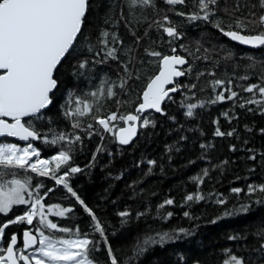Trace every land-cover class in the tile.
Returning a JSON list of instances; mask_svg holds the SVG:
<instances>
[{"label":"trees","instance_id":"1","mask_svg":"<svg viewBox=\"0 0 264 264\" xmlns=\"http://www.w3.org/2000/svg\"><path fill=\"white\" fill-rule=\"evenodd\" d=\"M210 7L213 15L204 21L188 18L199 11L194 0L177 6L165 0H155V6H132L130 0H90L82 32L55 74L58 85L50 97L52 102L40 114L24 118L40 133L41 138L34 142L39 158L51 159L59 151L68 150L66 141L51 143L55 135L81 138L71 145L69 162L81 171L66 179L103 224L107 244L93 231L89 213L63 185L55 183L53 176L16 170V178L30 176L34 187L44 186L41 195L48 188L54 189L47 200L72 209L59 227L75 230L79 226L97 242L98 251L90 253L95 264H110L109 245L120 264H224L230 254L244 257L245 264H264V240L258 236L264 230V193L247 191L249 185H264V105L244 104L249 98L260 97L243 91L264 78V46L242 47L213 23L220 21L225 31L230 25L235 30L237 20L254 21L264 14V7L261 0H216ZM164 16L169 20L163 21ZM158 21L175 25L180 37H169L157 27ZM105 31L109 34L106 46L99 42ZM262 31L264 26L249 23L245 34ZM112 47L117 49L116 58L104 59ZM152 51L182 54L188 59L185 76L179 81L182 87L166 101L161 113L143 116L141 125L145 119L151 123L140 127L130 145L122 146L115 133L125 121H112L114 130L108 132L93 117L135 112L143 90L159 70L160 58L149 55ZM84 61L87 64L82 68ZM121 79L126 81L123 88ZM217 80L225 84L214 86ZM102 81L107 83L102 85ZM109 87L115 96L107 95ZM225 87L239 96L212 103L221 93L229 95ZM93 92L96 96L91 95ZM77 99L91 105L92 111L70 119L65 112L78 107ZM196 103L203 104L188 116L186 106ZM75 121H79L78 128L72 126ZM217 128L233 134L217 136ZM66 167L56 175H62ZM205 169L207 176L203 175ZM195 177H202L203 183ZM233 188L243 191L234 193ZM197 191L205 198L186 200ZM221 197L224 204L217 203ZM168 199L173 203L161 208ZM241 205H247V211H239ZM28 207L14 205L7 214L0 213V224L23 215ZM125 211L129 215L121 217L119 213ZM26 227L25 223L9 225L2 247H7L11 235ZM50 232L56 238L72 236L58 230ZM158 233H168L172 239L143 243ZM138 246L143 250L137 251Z\"/></svg>","mask_w":264,"mask_h":264},{"label":"snow or ice","instance_id":"2","mask_svg":"<svg viewBox=\"0 0 264 264\" xmlns=\"http://www.w3.org/2000/svg\"><path fill=\"white\" fill-rule=\"evenodd\" d=\"M170 6L184 5L186 0H165ZM195 6L199 9L188 16L190 20L209 21L213 15V9L210 7L215 5L216 0H194ZM137 4L146 6H155V0H130V5ZM261 7H264V0H261ZM89 9V0H0V136L8 135L19 137L21 140H29L30 138L40 139V133L35 130L34 125L29 121L24 122L25 117L36 116L52 101L50 93L57 88L58 81L55 74L62 60L71 54L78 36L82 32V26ZM202 13V15H201ZM177 15L185 16L184 12H177ZM169 17L164 16L163 21H168ZM214 26L225 36L234 41H239L245 45L264 46V31L255 35L245 34L249 23H258L264 26V14L259 16L254 21L237 20L235 22V30L229 26V30L225 31L222 22L214 21ZM157 27L162 29L169 37L179 38L180 33L177 27L172 24L157 22ZM255 31V29H252ZM99 42L103 45H108V32H103ZM116 37L113 35V41ZM176 49H172L175 53ZM117 49L112 47L105 53L104 59L116 58ZM100 55V53H96ZM149 55L160 58L159 74L150 78L146 85V90L143 92V102L136 109L137 113H141L146 109H155L161 111V104L166 97H169L170 92H176L178 87L167 88L166 85L173 84L174 78L185 75L179 66L185 65L187 60L180 55H162L159 52L152 51ZM87 61L81 63L80 67H84ZM127 72V66H125ZM243 79H247L244 77ZM107 81H102V85ZM126 81L121 79L120 87L123 88ZM231 83L230 81L228 82ZM214 86L224 85L225 81L217 80L213 82ZM194 87V86H193ZM99 91V89H98ZM225 92L217 95L212 103L225 100H233L239 96V93L232 91L230 87H225ZM243 91L253 93L254 96H259V99L249 98L244 104L264 105V78L260 83L250 84ZM103 95V92H101ZM96 96V93H91ZM108 96H115L112 87L107 89ZM170 98V97H169ZM78 107L75 110L65 112V116L70 119L76 116H84L92 111L91 105L87 102L76 100ZM244 104L240 106L243 107ZM197 105L189 104L187 115H193V109ZM228 115L227 112L224 113ZM5 117L12 118L10 123ZM38 118V117H37ZM96 122L102 126L104 131L112 132L114 126H110L112 121L121 120L129 122L127 127H121L115 133L119 137L121 144H128L133 136L136 135V124L134 122L140 120L139 115L127 114L117 116L116 112H112L105 118L93 117ZM151 121L145 119L141 126H148ZM73 128H78L79 121L73 123ZM89 129L92 125L88 126ZM232 132H222L219 128L216 129L215 135L231 136ZM91 135V133H89ZM45 139L47 137L45 136ZM79 135L69 136L65 133L55 135L51 143L56 144L66 141L68 150H61L51 160L36 159L39 157V152L28 144L26 147H19L16 144L0 143V213L7 214L14 205H28V210L23 215L16 216L15 219H10L6 223L0 224V241H3L5 229L9 225L16 223H26L32 225L34 219L38 218L39 227L35 229V234L32 230L23 232V248H17V236L11 235L7 247L0 248V264H95L90 253L98 251L97 242L89 238L87 232L82 233L79 226L75 230L69 228H61L57 223L48 218V213L52 208L58 209L55 212L56 216L64 217L71 212V208H62L60 205H45L43 198L53 192L54 189L48 188L40 193L43 185L31 184V177L27 176L24 179L16 178V170H30L39 176H53L56 184L63 185L68 193L84 207L89 213L93 221L91 227L95 233H98L107 244L105 236V228L101 221L96 217L92 209L84 204L77 193L69 186L67 177L71 173L80 172L79 167H71L69 162L72 159L70 154L71 145L80 141ZM203 147V146H202ZM100 149H97L99 151ZM254 159V157H253ZM149 164H155V161H149ZM54 167H50L53 165ZM62 166H67L62 175L57 176ZM11 175L12 179L6 180L5 177ZM204 176L208 175L207 169L204 170ZM198 183H203L202 177H195ZM243 189L233 188L232 192L240 193ZM249 194L260 191L264 193V185L253 186L249 185L247 189ZM27 197L29 198H26ZM35 196L32 199V196ZM204 195L200 192H195L186 197L187 201L202 200ZM173 200H165L160 205L163 208L165 205H171ZM217 203L224 204L225 199L219 198ZM247 205H241L239 211H247ZM230 213L226 212L225 215ZM121 217H127L128 212H120ZM168 213L167 216H171ZM185 216L189 214L184 213ZM58 230L61 233H71L70 238H56L54 233L46 234V230ZM180 231H185L181 229ZM261 240H264V230L258 233ZM167 239H172L168 233H158L157 237H147L144 244L163 243ZM236 239V237H231ZM264 248V244L261 245ZM33 251L26 254V250ZM141 247H137V251H142ZM229 253L231 250H227ZM110 264H120L117 256L113 253L111 246L107 248ZM224 264H245L244 257L230 254L229 259L224 261Z\"/></svg>","mask_w":264,"mask_h":264},{"label":"water","instance_id":"3","mask_svg":"<svg viewBox=\"0 0 264 264\" xmlns=\"http://www.w3.org/2000/svg\"><path fill=\"white\" fill-rule=\"evenodd\" d=\"M90 1V0H89ZM83 27V26H82ZM250 35H255V34H250ZM231 41H233V42H235V43H237V44H239L240 46H242V47H245V48H248V49H257V48H260V47H263V46H252V45H245V44H243V43H241V42H239V41H234V40H232L231 38H229ZM170 55H173V54H170ZM175 55H180V56H183V57H185L184 55H182V54H175ZM65 59V58H64ZM63 59V60H64ZM186 59V58H185ZM63 60H62V62H63ZM187 60V59H186ZM61 62V63H62ZM60 66V65H59ZM58 66V67H59ZM186 66H187V63L185 64V65H182V66H179L180 68H181V70L182 71H185V68H186ZM159 68H160V64H159ZM3 70H0V72H2ZM159 74V70H158V72L155 74V75H158ZM154 75V76H155ZM153 76V77H154ZM185 76V75H184ZM184 76H181V77H176V78H174V83L173 84H169V85H166V87L167 88H171V87H176L177 85H179V81L184 77ZM152 77V78H153ZM148 84V83H147ZM146 90V87H145V89L143 90V92ZM178 90H179V87L177 88V91L176 92H170L169 93V97H172L174 94H176L177 92H178ZM54 91H55V89L53 90V92L52 93H50L49 95H50V97H51V95L54 93ZM143 92H142V96H141V101H140V103H142L143 102ZM169 97H166L165 98V100L162 102V104H161V111H156L155 109H146V110H144L143 112H141V113H137L136 112V109L139 107V105H140V103L136 106V108H135V112H133V113H128V114H133V115H139L140 116V120L139 121H136V122H134L135 124H136V128H137V131H136V135L135 136H133L132 137V139L130 140V142L128 143V144H121L120 143V141H119V137H118V135H116L115 134V136H116V141L120 144V145H122V146H126V145H130L135 139H136V137L138 136V133H139V130H140V127H141V118L143 117V116H145L146 114H149V113H157V114H159V113H161L162 112V109H163V105L166 103V101L169 99ZM50 105V104H49ZM49 105L48 106H46L44 109H41V111H40V113L43 111V110H45V109H47L48 107H49ZM40 113H38V114H40ZM37 114V115H38ZM26 118V117H25ZM5 119H7L10 123L12 122V118H10V117H5ZM128 123L129 122H126L125 121V123H124V125L122 126V127H127L128 126ZM118 131V130H117ZM116 131V132H117ZM4 137H9V138H11V139H13V140H15L16 142H18V143H20V144H30V143H34V142H36L38 139H35V138H30L29 140H27V141H25V140H21L19 137H12V136H8V135H4V136H0V140L2 139V138H4ZM25 230H33L31 227H28V228H26ZM24 230V231H25ZM22 240H23V237H22ZM16 247H18V236H17V245H16ZM29 251H32V249H28V250H26V254L29 252Z\"/></svg>","mask_w":264,"mask_h":264},{"label":"flooded vegetation","instance_id":"4","mask_svg":"<svg viewBox=\"0 0 264 264\" xmlns=\"http://www.w3.org/2000/svg\"><path fill=\"white\" fill-rule=\"evenodd\" d=\"M49 196V195H48ZM48 196H45L44 198H43V203L47 206V205H60L62 208H67V207H65V205H64V203H62V202H49L48 200H47V198H48ZM56 211H58V209H55V208H52L50 211H49V213H48V218L49 219H51L53 222H55V223H57L58 224V226H60L61 225V221L64 219V218H66V215L64 216V217H59V216H56L55 215V212ZM15 219V218H14ZM29 227H31L33 230V232L35 233V229L37 228V227H39V224H38V218L37 219H34V221H33V224L32 225H30ZM26 228H28V227H26ZM25 228V229H26ZM25 229H23V231H21V232H18V233H14V235H16V236H18V247L17 248H23V240H22V237H23V232H24V230ZM50 231H57V230H46V234H49V232ZM35 234H37L38 235V233H35ZM2 242L3 241H0V248H3L2 247ZM33 251V250H32ZM32 251H29L27 254H29L30 252H32ZM21 264H23V262H21Z\"/></svg>","mask_w":264,"mask_h":264},{"label":"rangeland","instance_id":"5","mask_svg":"<svg viewBox=\"0 0 264 264\" xmlns=\"http://www.w3.org/2000/svg\"><path fill=\"white\" fill-rule=\"evenodd\" d=\"M203 103H196L195 105H197V107L198 106H201ZM189 105V104H188ZM188 105L186 106V109H187V111H188ZM195 109V108H194ZM193 109V110H194ZM192 110V111H193ZM0 143H3V144H16V145H18L19 147H26L28 144H19V143H15V142H10V141H0ZM31 145H32V147L33 148H35L37 151H38V149L36 148V146L33 144V143H31ZM57 155V154H56ZM36 159H39V157H33V161H35ZM49 159V158H48ZM51 160V159H50ZM50 167H51V165H50ZM55 183H56V181H55ZM26 198H28L27 197V195H26ZM28 210V209H27ZM64 239H67V238H64ZM31 253V252H30Z\"/></svg>","mask_w":264,"mask_h":264},{"label":"bare ground","instance_id":"6","mask_svg":"<svg viewBox=\"0 0 264 264\" xmlns=\"http://www.w3.org/2000/svg\"><path fill=\"white\" fill-rule=\"evenodd\" d=\"M186 58V57H185ZM187 59V58H186ZM187 66H188V59H187ZM187 66H186V68H187ZM186 68H185V70H186Z\"/></svg>","mask_w":264,"mask_h":264},{"label":"built area","instance_id":"7","mask_svg":"<svg viewBox=\"0 0 264 264\" xmlns=\"http://www.w3.org/2000/svg\"><path fill=\"white\" fill-rule=\"evenodd\" d=\"M42 160H45V159H42Z\"/></svg>","mask_w":264,"mask_h":264}]
</instances>
